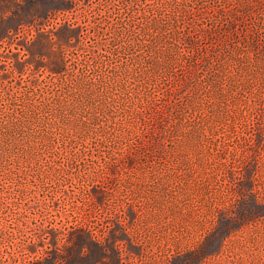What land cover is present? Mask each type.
Wrapping results in <instances>:
<instances>
[{"label": "rangeland", "instance_id": "obj_1", "mask_svg": "<svg viewBox=\"0 0 264 264\" xmlns=\"http://www.w3.org/2000/svg\"><path fill=\"white\" fill-rule=\"evenodd\" d=\"M0 264H264V0H0Z\"/></svg>", "mask_w": 264, "mask_h": 264}, {"label": "trees", "instance_id": "obj_2", "mask_svg": "<svg viewBox=\"0 0 264 264\" xmlns=\"http://www.w3.org/2000/svg\"><path fill=\"white\" fill-rule=\"evenodd\" d=\"M230 17H232V16H230ZM246 36H247V38L248 39H252V38H254L255 36H257L258 37V30H252V29H250V30H246ZM71 37V35L69 36V38ZM52 71V73H57L58 71H56V70H51Z\"/></svg>", "mask_w": 264, "mask_h": 264}]
</instances>
